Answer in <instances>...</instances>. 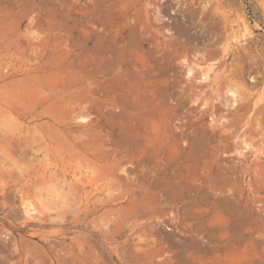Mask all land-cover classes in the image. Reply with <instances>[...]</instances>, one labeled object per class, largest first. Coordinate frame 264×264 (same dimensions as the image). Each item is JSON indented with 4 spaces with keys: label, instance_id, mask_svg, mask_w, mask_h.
<instances>
[{
    "label": "rangeland",
    "instance_id": "1",
    "mask_svg": "<svg viewBox=\"0 0 264 264\" xmlns=\"http://www.w3.org/2000/svg\"><path fill=\"white\" fill-rule=\"evenodd\" d=\"M0 264H264V0H0Z\"/></svg>",
    "mask_w": 264,
    "mask_h": 264
}]
</instances>
